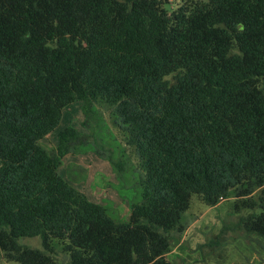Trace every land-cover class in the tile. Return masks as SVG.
I'll use <instances>...</instances> for the list:
<instances>
[{
    "label": "trees",
    "instance_id": "1",
    "mask_svg": "<svg viewBox=\"0 0 264 264\" xmlns=\"http://www.w3.org/2000/svg\"><path fill=\"white\" fill-rule=\"evenodd\" d=\"M167 6L0 0V260L171 264L192 195L214 206L235 192L243 228L264 240V0ZM74 102L85 118L108 109L134 148L140 198L126 221L57 173L89 134L39 144Z\"/></svg>",
    "mask_w": 264,
    "mask_h": 264
},
{
    "label": "rangeland",
    "instance_id": "2",
    "mask_svg": "<svg viewBox=\"0 0 264 264\" xmlns=\"http://www.w3.org/2000/svg\"><path fill=\"white\" fill-rule=\"evenodd\" d=\"M181 3L182 0H168L167 9H175ZM81 105L82 102H74L64 107L57 128L39 144L48 150L54 149L57 133L66 127L89 134L95 143L63 156L57 173L89 200L106 207L111 217L126 221L130 205L140 198L134 148L126 145V137L113 122L114 116L108 109L95 104L85 118ZM84 121L86 126H83ZM95 148L105 158L98 157ZM110 159L122 165L120 171ZM256 194L250 198L254 199ZM236 200L233 192L214 206H206L197 195H192L189 209L182 218L185 230L171 246L167 260L171 264H264V240L243 228L242 219L250 211L236 209ZM19 243L42 248L39 237L21 238ZM0 264L18 263L1 257Z\"/></svg>",
    "mask_w": 264,
    "mask_h": 264
}]
</instances>
